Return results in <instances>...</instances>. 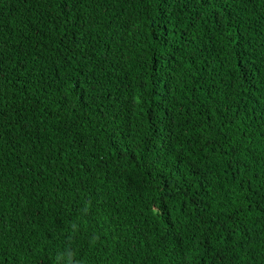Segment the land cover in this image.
I'll return each instance as SVG.
<instances>
[{"label":"trees","instance_id":"trees-1","mask_svg":"<svg viewBox=\"0 0 264 264\" xmlns=\"http://www.w3.org/2000/svg\"><path fill=\"white\" fill-rule=\"evenodd\" d=\"M0 264H264V0H0Z\"/></svg>","mask_w":264,"mask_h":264}]
</instances>
